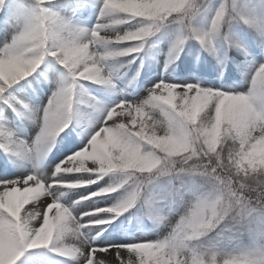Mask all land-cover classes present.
<instances>
[{
	"label": "snow or ice",
	"instance_id": "obj_1",
	"mask_svg": "<svg viewBox=\"0 0 264 264\" xmlns=\"http://www.w3.org/2000/svg\"><path fill=\"white\" fill-rule=\"evenodd\" d=\"M51 5L52 0H31L28 7L17 3L14 8L10 9L9 0H0V12H3L9 22L15 26L21 22H30L32 31L46 26L48 22H56L59 25L57 30L62 36L71 33L75 38L81 32L87 33L91 39L88 51L99 50L103 55L93 56L90 60L75 56L69 57L67 54L63 57H54L55 62L64 69V76L47 104L35 111V121L39 126L38 134L30 144L22 140V147L18 140L8 137L7 147L3 148L6 152L12 151L17 154L35 152L37 155H44L60 135L61 132L57 135L58 127L64 125L66 127L62 132H64L65 146L72 145L74 141L71 131L65 132V129L70 128V120L75 107L86 104L89 108H94L97 104L94 97L83 92L80 82L89 81L100 85H110L112 73L107 70L108 62L123 57L134 59L144 49L147 38L170 18H176L181 32L185 30L189 32L187 37L182 35L174 41L169 52V55L173 56L178 54L184 42L190 38L197 40L202 47L211 48L213 41L222 35V29L229 18L236 16L237 12L241 13L235 0H232L231 4L225 0L212 15L214 23L210 29L207 32H199L191 27L189 21L192 20L200 7H206L204 0H174L173 3L165 6L164 10L156 0H102L97 22L91 29H85L66 20L54 11ZM134 20H143L146 23L139 27L118 30L120 25L130 24ZM185 25H188L187 29ZM108 32H117L120 35L127 32L129 35L125 36L122 42L117 43L103 39ZM92 33H97V35L93 37ZM261 34L264 35V27L261 28ZM133 36L139 38L133 39L131 38ZM12 38L14 37L12 36ZM224 39L227 40V36ZM121 44L125 46L117 47ZM235 46L240 47L238 44ZM0 55L5 59L12 55L8 44L0 49ZM41 55L43 59L40 64L48 57L46 51ZM70 58L73 60V65L77 66L69 65ZM89 65L93 67H89ZM261 68H264V65H260L253 76ZM78 73L89 75L91 79H83L82 75H78ZM20 80L22 79L12 83L0 80V96H3L8 88ZM253 87L259 91L264 88V81L257 78L253 81ZM197 93L218 102L225 114L237 103V99L234 97H237L238 93L232 94L223 90L203 88L192 83L158 82L149 90V96L144 105L135 106L127 101H120L107 109L87 143L55 167L51 173L54 179L37 178L31 174L11 179L7 176L0 178V244L4 245L5 258L10 261V264H17L18 259L26 250L38 248L50 249L64 257L78 258L79 264H133V262L134 264H165L168 259V248L163 247L161 250L163 246L161 240L95 247L91 243V239L94 238H89L85 231L108 224L133 208L137 198L135 192L130 193L126 200L117 199L111 206L83 211L79 216L73 215L69 207L64 206L55 198L42 200L41 197L54 196V193L60 188L87 187L97 183L105 175L114 174L116 171H119L121 175H126L123 169L108 170L107 166L112 163L114 158L137 155L144 142L136 133L150 122L154 111H159L161 121L171 123L177 114L185 110L183 102L191 101ZM245 96L251 103L249 93ZM17 103L23 104L22 101H17ZM24 107L28 106L24 105ZM41 130H43V135L48 137L43 142ZM87 161H91V163L86 164ZM69 173L83 175H66ZM192 174L204 175L200 171H194ZM104 188L81 196V199L75 201L74 204H79L84 200H94L101 196L111 198L113 193L103 191ZM18 189L30 190L26 203L21 200L17 192ZM93 193L99 194L92 195ZM37 203L40 205L39 208L36 207ZM26 204H30V208L39 213V223H43V212L48 210V223L44 232L39 234V238L36 230L28 227V219L24 216V205ZM48 205H52V207L48 209ZM245 210L242 208V213ZM14 212L17 213L18 218L13 217ZM97 235H99V231ZM70 238L75 243H68ZM230 259L238 261L239 264H252L253 259L255 264H264V255L256 258L241 254L234 255ZM38 264H40L39 261Z\"/></svg>",
	"mask_w": 264,
	"mask_h": 264
},
{
	"label": "clouds",
	"instance_id": "obj_2",
	"mask_svg": "<svg viewBox=\"0 0 264 264\" xmlns=\"http://www.w3.org/2000/svg\"><path fill=\"white\" fill-rule=\"evenodd\" d=\"M156 2L164 10L174 0ZM230 21L250 23L240 12L231 16L226 24ZM213 23L214 17H211L210 27ZM58 27L56 22H48L35 31L30 29V22L15 26L14 38L8 43L12 55L8 59L0 55V80L12 83L31 75L40 65L44 51L51 58L67 54L90 60L103 55L99 50L88 51L91 39L87 33L81 32L75 38L71 33L62 36ZM96 35L92 33L93 37ZM128 35L127 32L123 35L108 32L103 39L120 43ZM182 35L187 37L189 32L179 31L176 39ZM68 63L73 65V60L70 58ZM82 78L91 79L89 75H82ZM257 78L264 81V68L251 77L249 96L252 102L249 103L245 94L238 93L234 97L237 103L227 114L218 102L199 93L191 101L183 102L185 110L171 123L152 114L150 122L136 133L144 142L137 155L114 158L107 166L108 170L123 169L126 175L114 172L110 187L102 190L118 193V200H126L135 192L134 205L144 208L145 214L155 210V218L162 222L168 221L175 197L186 191L187 181L194 185L188 190L190 198L175 210L178 217L174 223H169L170 231L161 240V250L168 248L165 264H239L230 259L234 256L231 253L217 251L215 244L205 247V242L213 237L242 236L254 226L256 216L264 217V88L258 91L253 87ZM258 100L262 101L260 105ZM64 127L66 125L58 127L57 135ZM41 132L43 142L48 137L43 135V130ZM18 143L23 146L22 140ZM7 144L6 137L0 148ZM194 171L204 175H193ZM161 181L165 182L166 191L153 193L151 186ZM29 191L17 190L25 203ZM51 207L48 205V209ZM242 208L246 209L243 213ZM24 216L28 219V227L35 229L39 238L48 223V210L43 212V223L38 222L39 213L31 208L24 210ZM13 217L18 218L17 213L14 212ZM256 242L254 239L253 243ZM259 242L264 243V230L259 234ZM0 264H10L5 258L3 244H0ZM252 264H255L254 259Z\"/></svg>",
	"mask_w": 264,
	"mask_h": 264
},
{
	"label": "rangeland",
	"instance_id": "obj_3",
	"mask_svg": "<svg viewBox=\"0 0 264 264\" xmlns=\"http://www.w3.org/2000/svg\"><path fill=\"white\" fill-rule=\"evenodd\" d=\"M56 1L58 0H52V3ZM219 1L220 0H210L205 11L203 10V12L199 14L192 24L196 31L207 32L210 29L209 20ZM239 1L240 11L250 21V29L256 35L259 53L251 59L249 66L241 74V82L235 84L233 87H228L214 76H200V74L194 73L191 68V56L194 52L193 46H187L182 51L179 62L184 67L181 71L173 68H165L166 64L177 56V54L173 56L169 55L172 44L177 36V27H173L163 34V41L157 48L158 54L156 56L154 71L144 80L142 89L135 90L132 88L128 92H123L114 84L115 80L111 77L110 85H102V89L93 92L81 81L80 87L83 89V92L88 96L94 97L97 104L94 108L86 109L87 118L85 126L74 134L71 132L74 143L66 147L64 132H61L52 143L50 150H47L44 155H37L35 152L17 154L12 151H5L4 153H0V178L7 176L11 179L21 175L31 174L37 176V178L54 179L51 173L55 167L67 156L87 143L91 134L96 130L97 125L103 119L107 109L120 101H127L135 106L144 105L145 101L148 99L149 90L158 82L174 84L192 83L203 88H212L232 94L239 93L247 95L251 91V77L260 65H264V55L262 54L264 35L261 34V28L264 27V0ZM101 2L102 0H90L88 15L85 18L75 17L70 21L78 27L91 29L97 22ZM9 4L10 9L17 5L14 0H9ZM142 25L143 24H131L130 26L122 27L118 30L123 31L130 27H139ZM14 28L15 25L11 24L7 19V23H5L0 30V49L10 42L14 35ZM228 36L231 41L245 47L243 34L238 27L230 29ZM203 48L220 67H224L227 53L217 38L213 41L211 48ZM107 70L109 71L108 67ZM63 76L64 69L62 66L57 64L53 58L47 57L34 73L17 83L20 84L25 79L32 77L33 79L29 80V85H26L21 91L16 89L17 84L8 88L2 97L5 101L0 103V108L3 109V116L0 119V129L6 130L11 139L23 140L30 144L39 132L38 123L35 122V111L47 104L52 93L61 84ZM17 101H22L23 104L17 103ZM6 103L13 107H23L25 110L24 115L12 120L11 113ZM261 103L262 101H257L258 105ZM24 105L28 107L25 108ZM152 114L157 118H161L158 110L154 111ZM67 131H71V128H66L65 132ZM89 163H91V161L86 162V164ZM66 175L79 176L83 174L69 173ZM114 177L115 176L102 178L97 183L88 185L87 187L75 189L60 188L54 193V196L41 197V199L55 198L64 206L69 207L73 215L79 216L83 211H89L93 208L108 207L116 202L118 193L111 194V198L108 196H101L94 200H84L79 204H74L75 201L81 199V196H86L90 192H95L100 188L108 186L109 182ZM192 187H194L192 182L187 181L185 185L186 191L183 192L181 196L175 197L174 203L171 206L174 210L168 212L169 218L167 222L158 221L155 218V210H153L151 214H145L144 208L138 207L132 214L133 221L135 223L139 222L140 217L144 215L149 221L150 228L136 227L137 229L135 228V230L129 231V229H122L117 225L114 227L112 222L117 221L118 219L116 218L108 224L97 226L95 229H86L85 231L89 238H94L91 239V243L95 247L106 246L107 244L163 240L170 231L168 226L169 223H174L178 217V211L175 210H178L181 205L190 198L188 190ZM151 188L153 193H163L166 191L165 182L163 181L158 183L154 182ZM36 207H40L39 203H37ZM24 209H30V204L24 205ZM164 211L167 212L168 209H164ZM262 230H264V217L256 216L254 226L244 235L231 239L214 237L212 240L205 242L204 246L207 247L210 244H215L217 251L231 253L232 255H250L259 258L261 255H264V243L259 242V234ZM98 231L99 235H97ZM254 239L257 241L255 244L253 243ZM68 243H75V241L70 238ZM28 250L27 256L30 259V264H38V261L40 264H79L78 258L70 257H65L62 261H51L44 252V248Z\"/></svg>",
	"mask_w": 264,
	"mask_h": 264
},
{
	"label": "trees",
	"instance_id": "obj_4",
	"mask_svg": "<svg viewBox=\"0 0 264 264\" xmlns=\"http://www.w3.org/2000/svg\"><path fill=\"white\" fill-rule=\"evenodd\" d=\"M206 1L207 0H204V3L206 4ZM18 2L23 5L24 7H28L30 6L31 4V1H28V0H18ZM225 0H223L222 3H224ZM227 3L231 4L232 3V0H226ZM237 7H238V4L237 2L235 1ZM87 0H62V1H59V2H56L53 4L52 8L54 11L58 12L62 17H64L66 20H68L70 17L72 16H84L85 13L87 12ZM204 6L200 7L199 10H201ZM198 10V11H199ZM197 11V12H198ZM196 12V13H197ZM195 13V14H196ZM1 17V15H0ZM194 17V16H193ZM192 17V19H193ZM137 21H142L144 23H146V21H143V20H134L132 21L131 23L133 22H137ZM176 20L175 19H172L170 18L168 21L164 22L163 24L160 25V27L152 34L150 35L148 38H147V41L145 43V47L144 49L141 51L142 52V55L144 57H146V53H145V49H148V46L150 45V43H154L155 41H157L159 38V34L162 32V30L167 27V26H170L172 25L173 23H175ZM231 22H234V21H230L229 23H227L223 29H222V35H221V38L224 37L225 35V31H226V28L227 26L231 23ZM130 23V24H131ZM241 23V22H240ZM129 24H124V25H120L119 27L121 26H127ZM243 27L245 28L244 26V23H243ZM247 31V29H246ZM194 40V41H193ZM197 43L198 41L195 40V39H187L184 44L182 45V48L187 45L188 43ZM199 43V42H198ZM125 45L121 44V45H118L117 47H123ZM252 47V46H251ZM181 48V49H182ZM254 46L252 47L251 51L253 52L254 51ZM149 50V49H148ZM232 56L234 57V60L235 62L232 63L233 67L232 68H227V74H230V77L232 78L234 75H235V78H238L237 76V72H235V68H238V67H243L246 63H247V60H248V56L246 53L244 52H237V53H232ZM197 63L195 62V69L197 71H204L202 66H204V61L205 62H208V59L205 58L201 52L197 51ZM127 60H129V57H123V58H116L114 60H111L109 61V65H110V69L111 71L113 72L114 76L116 78H118V80L120 82L122 81H126V80H129L131 78V72L132 70L135 72V75H138V73H142V71L145 69V66H139V67H134V63L131 62L129 63ZM235 67V68H234ZM233 75V76H232ZM134 80L130 79L129 81L127 82H132ZM130 85H133V84H130ZM136 85V84H134ZM91 87L95 88V84H90ZM78 108H79V111H81V107L79 105H77ZM78 114H80L78 112ZM74 121V124L77 123L78 119L76 120V118L73 119ZM7 137L6 133H0V143H3L5 138ZM0 149H3V148H0ZM24 254V253H23ZM22 257V255H21ZM20 257V258H21ZM19 258V259H20ZM18 259V260H19Z\"/></svg>",
	"mask_w": 264,
	"mask_h": 264
}]
</instances>
